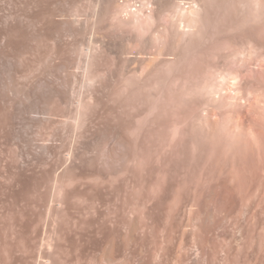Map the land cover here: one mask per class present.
Segmentation results:
<instances>
[{"label": "rangeland", "instance_id": "rangeland-1", "mask_svg": "<svg viewBox=\"0 0 264 264\" xmlns=\"http://www.w3.org/2000/svg\"><path fill=\"white\" fill-rule=\"evenodd\" d=\"M155 1L106 0L94 18L96 0H0V264H36L21 221L56 220L41 264H89L88 247L132 217L148 236L134 201L155 188L166 237L175 216L195 234L194 251L177 253L188 264L199 202L219 181L238 206L213 230L212 264H264V0ZM84 79L75 130L62 102ZM98 125L125 144L119 173L64 162L75 134Z\"/></svg>", "mask_w": 264, "mask_h": 264}, {"label": "bare ground", "instance_id": "bare-ground-1", "mask_svg": "<svg viewBox=\"0 0 264 264\" xmlns=\"http://www.w3.org/2000/svg\"><path fill=\"white\" fill-rule=\"evenodd\" d=\"M104 1L106 2V0H96L97 8L96 10L94 9L95 11L92 14L94 18L100 17L99 14L101 11L99 12V6H101ZM151 1L154 6L157 5L155 0ZM89 49L85 52H81L83 58L91 56L89 55ZM76 65L77 68L84 69L86 67L85 59L81 57ZM86 81L87 79H84L79 82L77 88H75L70 96L62 102L67 112L61 116L64 120L74 123L75 130L79 128L81 116L79 114L81 110L79 111V109H81L83 92H81V89L85 88ZM231 83L234 84L233 81ZM233 86H235V84ZM74 137L73 143L65 150L66 156L64 162L68 164L69 168L89 173H100L103 175L116 174L121 171L127 159V151L122 139H120L117 133L112 131L111 128L104 125L92 126L88 131L79 132L75 134ZM47 148L48 147L44 144L37 145L38 152H44ZM154 184L153 186H156ZM23 186L24 184L22 183L20 188L22 189ZM155 189V194L153 193L154 196L151 198L147 199L143 198V196L142 198H136L134 201L145 214L149 224L148 236H145V234L141 232L136 235L141 226L139 221L133 217L123 223L117 221V232L114 235H104L99 244L88 247V254L91 256L89 264H169L170 262L173 264H182L183 259H181L177 253L187 245L191 251H194L196 247L195 234L192 231L191 236L186 235L185 231L182 229V220L177 216H175L173 222L170 223V236L166 237L165 226H163L162 223L166 213L164 210L167 197L165 192H159L161 189ZM237 204L238 202L232 190L225 182L219 181L209 188V191L203 196V199L198 205V225L202 235V243L199 252L195 253V258L192 259L188 257L190 260L188 264H212L209 243L213 235V230L216 228L219 230L224 229V223H226V220L234 213L238 206ZM46 211L50 220L54 215L53 207L49 206ZM52 219L49 222L51 223V221H54L55 223L56 220ZM196 220L197 218L193 226L196 225ZM49 222L47 221V223ZM167 222L168 220H166L165 224ZM54 223L53 226L52 223L42 226L39 223L35 224L34 221H31L28 226H25V223L22 221L19 224L18 231L21 237L23 239L27 238L33 247L37 248V250L34 248L36 250H34L33 253L35 257L33 258L32 256L36 264L45 262L51 263L49 259L50 252L54 250V237H57L58 234L57 226ZM49 226L52 227L49 228ZM155 231L159 233L161 245L156 246V249L153 250V248H155ZM62 240H64V238H62ZM162 244L167 247L165 252L160 251L162 249ZM117 246L124 250L123 254L116 253L115 248Z\"/></svg>", "mask_w": 264, "mask_h": 264}]
</instances>
